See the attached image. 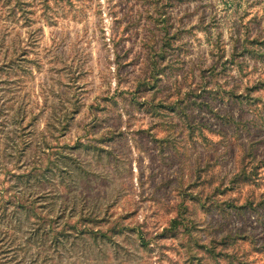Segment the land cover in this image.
<instances>
[{"label": "rangeland", "instance_id": "374dc122", "mask_svg": "<svg viewBox=\"0 0 264 264\" xmlns=\"http://www.w3.org/2000/svg\"><path fill=\"white\" fill-rule=\"evenodd\" d=\"M0 264H264V0H0Z\"/></svg>", "mask_w": 264, "mask_h": 264}, {"label": "trees", "instance_id": "16d2710c", "mask_svg": "<svg viewBox=\"0 0 264 264\" xmlns=\"http://www.w3.org/2000/svg\"><path fill=\"white\" fill-rule=\"evenodd\" d=\"M18 204H19V206H25L24 203H21V200L18 201ZM176 225H178V224L176 223Z\"/></svg>", "mask_w": 264, "mask_h": 264}]
</instances>
